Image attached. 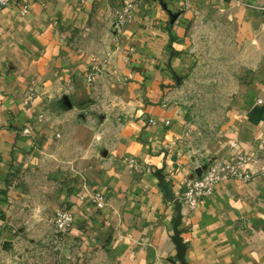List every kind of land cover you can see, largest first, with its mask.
Returning <instances> with one entry per match:
<instances>
[{
    "label": "crops",
    "instance_id": "obj_1",
    "mask_svg": "<svg viewBox=\"0 0 264 264\" xmlns=\"http://www.w3.org/2000/svg\"><path fill=\"white\" fill-rule=\"evenodd\" d=\"M27 1L26 16L20 0L0 8V187L10 184L9 196L14 193L7 201L26 197L15 175L30 178L41 171L43 159L58 158L75 127L88 128L92 108L104 109L101 136L114 135L102 153L107 157L92 158L67 180L60 177L64 191L51 200L62 201L74 216L67 243L80 240L86 255L97 251L98 264H264V175L218 184L188 218L174 202L205 161L252 155L262 135L264 61L231 96L222 140L209 150L192 140L186 81L178 79H187L201 63L195 30L211 25L216 13L234 16L241 25L251 21L256 14L248 3ZM128 4L134 5L131 21L115 30L114 14ZM94 56L106 64L89 87ZM121 117L124 124L117 128ZM125 157L138 159L143 174L123 164ZM52 183L50 191L58 185ZM95 191L108 197L104 210L93 204ZM6 203L0 200V218L6 210L9 218L19 213L30 220L18 227L16 238L10 226L0 232L1 263L41 264L43 233L52 235L41 224L44 212L28 205L11 212ZM177 234L186 247L183 258Z\"/></svg>",
    "mask_w": 264,
    "mask_h": 264
},
{
    "label": "rangeland",
    "instance_id": "obj_2",
    "mask_svg": "<svg viewBox=\"0 0 264 264\" xmlns=\"http://www.w3.org/2000/svg\"><path fill=\"white\" fill-rule=\"evenodd\" d=\"M242 1H246L249 6L248 9L256 14L252 20L241 25L234 16H232V20H229L226 14L216 13L212 15L211 25L199 26L195 30V44L200 47L199 58L201 63L187 79L185 77L178 78L180 84L186 81L185 88L183 87V100L192 112V140L204 150L212 149L211 147L222 140L221 130L231 107V96L234 95L235 97L241 91L242 79L249 72L254 73L264 61V26L260 25L264 21V0ZM94 60H96L94 63H99L97 66L102 73L106 62L101 63L95 56L92 57V63ZM93 66H91L90 73L93 71ZM98 79L99 77L92 84L87 82V85L89 87L95 86ZM103 110L99 112L98 108H92L89 112L91 117L88 125L89 129L75 127L71 132L73 137L67 141V145L59 147L62 149L58 158L47 157L43 159V169L41 171H37L30 178H18L15 175L13 181L17 183L16 186L24 185L22 190L25 189L23 192L25 198L10 204L7 198L14 199V193L9 196V191L13 188L12 185L7 184L6 187H0V200H4L7 202L6 204H9L11 212H22L26 209V205L33 210L40 209L44 212L41 224L50 227L52 235H48L47 231L43 233L45 242L42 250L38 252L41 264H98L97 261L101 260V256L97 251L87 255L84 254L80 249V240L78 244L67 243L66 237L74 228V221L70 228L63 231L58 227L56 218L59 213H68L72 215L73 219L74 216L70 208L62 201L51 202V200L56 196L57 198L61 196L64 191V188L60 185L64 181H60V177L67 180L70 176L78 173L92 158L96 156L107 157L106 154L103 155L102 153L105 150V145L114 142V135H109L104 140L101 136L103 131L100 127L106 120L102 114ZM124 121V117H121L120 122L114 123L115 127L118 128L119 124L120 126L123 125ZM107 125H109L108 122ZM110 133L114 134V132ZM130 160L136 162V167L130 166ZM121 162L136 173L143 174L144 172L145 167L135 157L122 158ZM206 162L201 167L207 164ZM201 167H198V169ZM51 174H57L58 176L55 178ZM262 175L264 173L258 176ZM52 182L58 185L53 191H50L49 184ZM183 192L184 188L180 195ZM97 193L96 191L92 193L94 205V197ZM37 197H40L41 201H35ZM106 200L107 207L109 204L108 197H106ZM2 214L0 232H5L10 226V233L15 238L19 232L18 227H23V223L30 220V218L25 217L27 214L18 213L13 218H9L6 210H2ZM25 225L28 224L25 223ZM13 231H16V234ZM1 254L0 247V264H2Z\"/></svg>",
    "mask_w": 264,
    "mask_h": 264
},
{
    "label": "built area",
    "instance_id": "obj_3",
    "mask_svg": "<svg viewBox=\"0 0 264 264\" xmlns=\"http://www.w3.org/2000/svg\"><path fill=\"white\" fill-rule=\"evenodd\" d=\"M14 0H0V8L9 6ZM21 14L26 16L29 13V3L27 0H20ZM133 4H128L114 14L115 20L113 28L120 30L131 21ZM93 71L88 75L87 82L92 84L101 73V69L94 63ZM31 129H26L24 134L29 135ZM131 167H136L134 160L129 161ZM264 173V125L262 135L257 140L255 151L252 155L239 154L230 159H216L208 162L203 167L195 171V176L184 183V192L178 195L182 206V216L190 217L196 212L201 201L209 199L215 192L216 186L222 182L232 179L244 182L252 181L256 176ZM94 203L98 210H104L107 205L106 197L97 193L94 197ZM73 217L68 213H59L56 223L61 230L70 228L73 224Z\"/></svg>",
    "mask_w": 264,
    "mask_h": 264
},
{
    "label": "water",
    "instance_id": "obj_4",
    "mask_svg": "<svg viewBox=\"0 0 264 264\" xmlns=\"http://www.w3.org/2000/svg\"><path fill=\"white\" fill-rule=\"evenodd\" d=\"M174 202H175V204L178 207L180 215L182 216V207H181V203L179 202V198L178 197H176V198L174 197ZM175 242H176V244H178L181 247V249H182V258H183L184 254H185L186 247H185V245L182 244V239H180L178 234L176 235Z\"/></svg>",
    "mask_w": 264,
    "mask_h": 264
}]
</instances>
